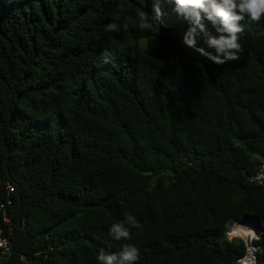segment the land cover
Here are the masks:
<instances>
[{
	"label": "trees",
	"instance_id": "obj_1",
	"mask_svg": "<svg viewBox=\"0 0 264 264\" xmlns=\"http://www.w3.org/2000/svg\"><path fill=\"white\" fill-rule=\"evenodd\" d=\"M140 6L0 0L5 264H96L123 243L107 227L125 214L143 226L139 264H238L245 243L228 232L247 216L264 264V189L250 180L264 159V27L243 21L240 58L215 65L182 43L171 0L138 47ZM118 12L128 29L105 32Z\"/></svg>",
	"mask_w": 264,
	"mask_h": 264
},
{
	"label": "clouds",
	"instance_id": "obj_2",
	"mask_svg": "<svg viewBox=\"0 0 264 264\" xmlns=\"http://www.w3.org/2000/svg\"><path fill=\"white\" fill-rule=\"evenodd\" d=\"M171 3L175 13L188 21L182 43L215 65H224L240 58V34L245 31L243 21L247 20L250 25L256 27H264V0H171ZM146 7L147 0H141V6L137 9L134 19L140 32L148 33L150 38L156 39L161 32L163 16L160 0H153L151 12L146 11ZM122 11L121 9L120 12ZM120 12L104 26L105 32L120 33L122 27L125 31L128 29L126 23L123 26L118 23ZM103 56L107 60L110 53L105 51ZM133 230L142 231L143 226L132 214H125L122 220L114 221L108 226V239L123 243H119L115 250L101 248L95 254L96 264H139L140 249L131 242L135 234ZM232 235L237 236L238 233L233 232ZM245 237L256 238L251 231L244 233L240 239L244 240ZM238 264H256V261L244 259Z\"/></svg>",
	"mask_w": 264,
	"mask_h": 264
},
{
	"label": "built area",
	"instance_id": "obj_3",
	"mask_svg": "<svg viewBox=\"0 0 264 264\" xmlns=\"http://www.w3.org/2000/svg\"><path fill=\"white\" fill-rule=\"evenodd\" d=\"M254 184H256L257 186L261 187L264 189V159L262 160L261 164L258 167L257 172L251 177L250 179ZM7 191L8 194L10 195L11 193L14 192V189L12 186L8 185L7 186ZM10 204V203H8ZM0 210L3 213V221L5 224H10V220L9 217L7 215V210H6V205L2 204L0 207ZM244 223H250L247 224V229H249L252 233L255 234V239L249 238V237H245V239L243 240L245 243V240H247V247H245V253L244 255L237 261V263L241 260L244 259H248L249 261H251L252 259H255L256 264H260V260H259V253L261 252V246L259 244V240L261 238L260 232L257 229V223L254 221H247ZM255 223V226L254 224ZM240 224L239 221L233 223L230 226L229 232H228V236L229 239L233 240V239H240V235L238 234L237 236H233L232 233L234 232L233 229ZM242 240V239H241ZM12 244L10 241L9 236H7L5 234L4 228L0 225V264H5L7 262L10 261V259L12 258Z\"/></svg>",
	"mask_w": 264,
	"mask_h": 264
},
{
	"label": "bare ground",
	"instance_id": "obj_4",
	"mask_svg": "<svg viewBox=\"0 0 264 264\" xmlns=\"http://www.w3.org/2000/svg\"><path fill=\"white\" fill-rule=\"evenodd\" d=\"M246 226H247L246 223H240V224H238V225L233 229V231L236 232V233H238L240 236H243L244 233L250 231L249 229H247Z\"/></svg>",
	"mask_w": 264,
	"mask_h": 264
},
{
	"label": "rangeland",
	"instance_id": "obj_5",
	"mask_svg": "<svg viewBox=\"0 0 264 264\" xmlns=\"http://www.w3.org/2000/svg\"><path fill=\"white\" fill-rule=\"evenodd\" d=\"M151 40H154V39L149 38L147 40L139 42L138 47L144 48V47L150 46L152 43ZM247 224H250V223H247ZM252 224H254V226H255V223H252Z\"/></svg>",
	"mask_w": 264,
	"mask_h": 264
},
{
	"label": "water",
	"instance_id": "obj_6",
	"mask_svg": "<svg viewBox=\"0 0 264 264\" xmlns=\"http://www.w3.org/2000/svg\"><path fill=\"white\" fill-rule=\"evenodd\" d=\"M247 221H254L256 222L258 225L260 224L259 223V220L255 219V218H252V217H244L242 220L239 221V223H244V222H247Z\"/></svg>",
	"mask_w": 264,
	"mask_h": 264
}]
</instances>
